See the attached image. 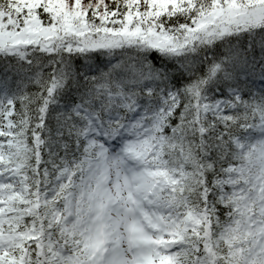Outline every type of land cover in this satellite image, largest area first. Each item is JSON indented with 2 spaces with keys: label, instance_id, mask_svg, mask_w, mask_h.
I'll list each match as a JSON object with an SVG mask.
<instances>
[{
  "label": "snow or ice",
  "instance_id": "1",
  "mask_svg": "<svg viewBox=\"0 0 264 264\" xmlns=\"http://www.w3.org/2000/svg\"><path fill=\"white\" fill-rule=\"evenodd\" d=\"M0 264H264V0H0Z\"/></svg>",
  "mask_w": 264,
  "mask_h": 264
}]
</instances>
